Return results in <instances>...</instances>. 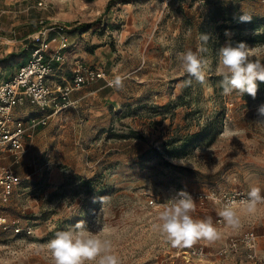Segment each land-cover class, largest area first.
Returning a JSON list of instances; mask_svg holds the SVG:
<instances>
[{
  "label": "rangeland",
  "instance_id": "374dc122",
  "mask_svg": "<svg viewBox=\"0 0 264 264\" xmlns=\"http://www.w3.org/2000/svg\"><path fill=\"white\" fill-rule=\"evenodd\" d=\"M242 15L264 18V0H0V69L8 65L1 78L16 72L9 59L28 60L24 37L40 20L65 26L70 75L76 61L105 73L61 108L17 107L26 122L45 123L29 131L16 156L0 150V164L21 179L0 214L23 228L0 230V264H51L47 243L78 221L110 238L121 264H255L242 247L226 258L185 263L179 253L190 247H172L157 227L160 206L181 190L202 195L192 215L211 217L220 232L219 240L193 246L215 253L230 236L252 230L264 264V204L254 213L238 207L236 230L218 216L227 195L246 196L251 186L264 195V115L257 111L264 90L255 99L224 95L217 75L218 50L229 40L246 43L264 62L258 31L233 29ZM201 33L210 37L204 84L179 60L196 51ZM117 75L121 89L110 84Z\"/></svg>",
  "mask_w": 264,
  "mask_h": 264
},
{
  "label": "clouds",
  "instance_id": "9594fccd",
  "mask_svg": "<svg viewBox=\"0 0 264 264\" xmlns=\"http://www.w3.org/2000/svg\"><path fill=\"white\" fill-rule=\"evenodd\" d=\"M239 22H248L251 17L242 15ZM226 36L231 33L226 30ZM209 35L201 33L196 51L191 49L179 55L180 66L190 78L206 83L209 61L202 55L207 51ZM217 75L222 77L220 86L224 95L234 91L240 96L245 93L255 99L257 82L264 83V62L254 59L250 47L244 42L235 45L229 40L218 50ZM192 79L186 84H191ZM111 86L123 88V77L117 75L110 81ZM264 115V105L258 108ZM264 204V195L260 187L251 186L246 197L239 201L228 200L218 211L222 223L233 230L241 226L237 208L254 213L258 205ZM195 199L186 191H179L167 203L160 206L158 212V230L172 247H192L199 240L214 242L220 239V232L211 217L196 219ZM51 264H121V258L115 250L113 241L107 236L93 233L86 227L85 221H78L72 228L58 231L47 243Z\"/></svg>",
  "mask_w": 264,
  "mask_h": 264
},
{
  "label": "built area",
  "instance_id": "2783aa9c",
  "mask_svg": "<svg viewBox=\"0 0 264 264\" xmlns=\"http://www.w3.org/2000/svg\"><path fill=\"white\" fill-rule=\"evenodd\" d=\"M42 5V2L38 3ZM45 21L40 20L41 28L28 37L27 49L29 58L15 74L6 80L0 81V150L16 156L23 147L29 131L36 125L44 124V118H34L26 122L17 115V107L29 102L40 109H58L68 103L70 94L79 87L90 84L98 79L105 78L101 69L76 61L71 69V75L65 79L60 71L65 63L63 51L70 47L65 26L54 24L46 27ZM50 32L55 34L54 46L51 45ZM21 179L10 166L0 164V202L8 201L13 189ZM174 194L173 196H175ZM206 198L217 200V196L209 193ZM244 194L227 195L222 199L239 201L245 198ZM201 199L202 195H193ZM0 230H12L15 233L23 230L18 225L9 223L4 214H0ZM244 249L248 261L261 264L257 252V235L248 230L239 236H230L226 243L215 253L204 245H195L181 251L180 256L185 263L193 258L208 259L211 256L226 258Z\"/></svg>",
  "mask_w": 264,
  "mask_h": 264
},
{
  "label": "trees",
  "instance_id": "16d2710c",
  "mask_svg": "<svg viewBox=\"0 0 264 264\" xmlns=\"http://www.w3.org/2000/svg\"><path fill=\"white\" fill-rule=\"evenodd\" d=\"M109 5H110V1L106 8H108ZM247 16L251 17L250 21L239 22V19H238V21L234 25H232L233 29L235 31H241V30H246V29L256 30L258 31V33L254 35L253 38L261 43H264V18H258L252 15H247ZM84 26L85 27L89 26V24H85ZM257 84H258V89L264 90V83L258 81Z\"/></svg>",
  "mask_w": 264,
  "mask_h": 264
},
{
  "label": "crops",
  "instance_id": "0c3cea01",
  "mask_svg": "<svg viewBox=\"0 0 264 264\" xmlns=\"http://www.w3.org/2000/svg\"><path fill=\"white\" fill-rule=\"evenodd\" d=\"M41 28V25H39V27H38V29L37 30H35V31H33V32H31V33H29L26 37H24V38H28L31 34H33V33H36L39 29ZM53 34H51L50 36H52ZM24 49H26L27 50V56L26 57H28L29 58V50L27 49V45L25 46V48ZM12 55H14V54H12ZM9 58H11V56H9ZM74 58V55H72V54H68L67 55V60L68 61H70V60H72ZM4 60L5 59H3L2 61H0V62H2V63H4ZM27 60L24 58L20 63H18L17 65H16V63H14V61L12 60V59H9V65H14V68L16 69V71L18 70V68L23 64V63H25ZM6 66H8V65H6ZM6 66H4L2 69H0V81H2V80H5V78H1V76H4L5 75V73H7V68L8 67H6ZM69 66V65H68ZM10 68V67H9ZM66 68H69V67H65V66H62V68H61V71H60V74H61V76L63 77V78H65V79H67V78H69L70 77V71H69V69H66ZM16 73V72H15ZM15 73H11L10 75H8V77L6 78V79H8V78H10L13 74H15Z\"/></svg>",
  "mask_w": 264,
  "mask_h": 264
}]
</instances>
